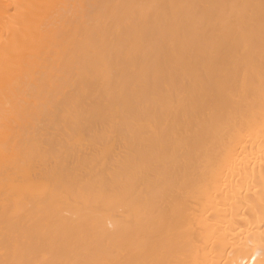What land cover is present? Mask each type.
I'll return each mask as SVG.
<instances>
[{"label":"bare ground","instance_id":"bare-ground-1","mask_svg":"<svg viewBox=\"0 0 264 264\" xmlns=\"http://www.w3.org/2000/svg\"><path fill=\"white\" fill-rule=\"evenodd\" d=\"M0 264H264V0H0Z\"/></svg>","mask_w":264,"mask_h":264}]
</instances>
